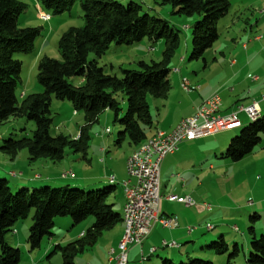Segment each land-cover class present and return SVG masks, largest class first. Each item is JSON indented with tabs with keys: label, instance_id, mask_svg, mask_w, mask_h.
Returning a JSON list of instances; mask_svg holds the SVG:
<instances>
[{
	"label": "trees",
	"instance_id": "trees-1",
	"mask_svg": "<svg viewBox=\"0 0 264 264\" xmlns=\"http://www.w3.org/2000/svg\"><path fill=\"white\" fill-rule=\"evenodd\" d=\"M158 1L171 6L175 15L197 17L192 32L193 59L202 58L219 40V22L231 9L230 0ZM39 2L55 16L69 12L79 4L84 26L72 27L63 34L58 45L61 60L44 57L40 61L37 80L42 92L28 96L20 103L17 89L21 82L22 62L15 55L31 54L41 29L19 27V18L26 10L24 3L0 0V125L12 117H21L35 126L31 137L6 140L1 150L16 156L27 149L32 161L40 158L61 161L66 148L86 155L89 140L86 129L98 122L105 111H112L123 128L117 144L125 138L133 145L143 144L154 126L148 96L165 99L171 91L169 62L179 44L178 32L166 20L144 13L142 7L133 2L128 5L118 0ZM162 39L167 47L163 61H141L136 70H123V78L107 74L99 66V59L112 45L131 47L144 40L155 44ZM72 78H79L82 83L73 85L70 82ZM119 92L128 99V109L121 119H118L121 109L116 99ZM53 99L70 102L76 113L84 114L86 126L77 139L51 134ZM263 135L264 115L244 126L232 138L223 157L233 163L242 161L260 146ZM115 191L116 186L112 185L102 191L86 192L67 187L21 189L14 193L6 180H0V264L20 263V250L13 248L6 236L18 222L27 220L32 212L34 223L28 238L31 250L41 248L44 238L53 236L57 218H71L74 225L93 218L92 226L79 239L66 246L57 245L53 252L61 253L62 264H76L78 254L93 248L104 231L123 222L122 214L116 212L113 204L108 202ZM256 220L259 217L253 214L250 217L248 264H264V235L257 236ZM214 247L217 254H224L228 250L223 237L219 243H214ZM239 252L240 246L235 244L232 256H237ZM193 262L210 264L200 260ZM164 263L174 264L171 260Z\"/></svg>",
	"mask_w": 264,
	"mask_h": 264
},
{
	"label": "rangeland",
	"instance_id": "rangeland-1",
	"mask_svg": "<svg viewBox=\"0 0 264 264\" xmlns=\"http://www.w3.org/2000/svg\"><path fill=\"white\" fill-rule=\"evenodd\" d=\"M19 1L26 5L25 12L19 18V27L41 29V35L35 42L34 51L31 54L15 55V58L22 62L21 82L17 89L18 100L22 103L28 96L42 92V87L37 80L40 61L44 57L61 60L58 50L61 37L72 27H83L84 18L79 4L69 12L55 16L47 11L39 0ZM118 1L123 5H128L131 2L140 5L144 13L166 20L178 32L179 44L169 62L171 70L169 79L173 82L174 76L177 75L175 72L177 69L179 72L182 71L181 77L184 76V79L188 80L194 88L204 81L214 85L223 79L224 74L221 73V68L215 62V59L223 60L219 55L220 52H225L228 56L232 47L240 48L249 43V39H253L256 35L264 39V15L262 14L264 0H230L231 9L228 15L219 22V40L199 59L192 58V32L197 21L196 16L175 15L171 6L164 5L158 0ZM47 14L51 16V19L43 21L42 16ZM166 49L164 39L155 44L144 40L131 47L112 45L110 50L99 59V66L104 68L107 74L123 78V70H136L141 61L147 63L163 61ZM90 58L94 59L93 56ZM206 77L208 79H205ZM70 82L73 85H78L80 79L72 78ZM263 97L261 96V99ZM116 99L120 103L121 112L118 119H121L128 109V99L122 92L116 94ZM156 100L152 96H148V104L153 114L155 113L154 102ZM51 110L53 119L51 134L77 139L82 128L86 126L84 114L76 113L70 102L56 99L52 101ZM240 120L243 126L238 129V134L244 126L250 124V120L245 117V114L240 115ZM107 129H110L111 133H106ZM122 129L119 121H116L115 114L112 111H105L99 116L98 122L86 129L89 135L86 155L81 151L75 152L71 148H66L65 157L61 161L43 158L32 161L27 149H23L16 156L8 155L1 150L6 140L31 137L35 130L34 123L26 118L12 117L0 125V180H6L14 193L21 189L67 187L86 192L102 191L112 186L109 182L110 175L124 176L126 174L124 160L129 153L131 143L125 138L120 142L121 146L117 144ZM102 148H105L108 153L101 154ZM216 160L222 165H228H223L224 173L222 175L226 177V180L218 178L215 184L216 189L210 191L215 200L210 202L213 210L217 211L221 207L229 210L242 208L243 211H221L223 215L221 222L220 218H211L205 222L202 225L204 232L198 235V240L194 242L193 247L189 246L187 250L186 248L181 251L168 249L155 254L148 261H143L140 257H137L136 261H132V254H129L130 264H165L164 261L172 257L174 264H196L193 262L195 260L210 264H248L247 258L251 249L249 228L252 226L250 217L254 214L253 209L250 210L248 206L252 205L249 204L250 202H255L253 196L250 198V194L252 195L255 189V182L261 184L264 182V135L262 143L255 152L242 161L233 163L224 160L225 163H223L218 158ZM67 173L70 175L66 177ZM122 194L123 188L121 184H117L116 191L108 200L110 204H113L114 210L120 214H123ZM262 195L264 198V187ZM244 210L252 212L246 220ZM33 216L34 212L27 220L18 222L6 236L8 243L13 248L20 250L19 264H62L61 253L59 251L53 253L55 247L57 245L66 246L76 241L80 234L87 231L94 222L93 218H89L74 225L71 218H57L52 231L53 236L45 237L41 248L31 250L28 238L34 223ZM208 225L213 226L214 229L208 231ZM238 226L240 227L239 231L236 230ZM254 226L257 236L264 235V216L262 219L256 220ZM123 227L125 231V226L121 222L113 229L104 231L93 248H87L76 256L75 263H104L107 258L109 259L108 253L112 242L117 240ZM201 227L200 229H202ZM221 237L228 245V250L224 254H217L214 243H219ZM235 244L240 246V252L237 256H232ZM185 247H188V244H185ZM132 248L136 247H131V250ZM171 251L173 253H170Z\"/></svg>",
	"mask_w": 264,
	"mask_h": 264
},
{
	"label": "crops",
	"instance_id": "crops-1",
	"mask_svg": "<svg viewBox=\"0 0 264 264\" xmlns=\"http://www.w3.org/2000/svg\"><path fill=\"white\" fill-rule=\"evenodd\" d=\"M262 14L264 15V11H262ZM263 42V37L256 35L253 39H249V43L244 44L242 47H232L228 55L229 57L225 52H220L219 55L223 60L215 59V62L221 68V73L224 75L222 77L223 79L221 78L222 80H219L220 82L217 81L214 85H210L204 81L202 82L204 84L201 83V85L195 88L193 87L194 89L191 92H185L182 89V83L185 80L184 76L181 77L182 71L179 72L176 69L175 72L177 75L174 76L173 82L169 79L171 91L168 97L165 99H157L154 102L155 113L153 114L151 112L154 126L148 133V139L154 137L159 131L164 133L172 132L183 119L193 116L197 108L213 95L220 96L222 101L221 114L223 115L232 113L240 105L248 106L253 102L260 104L262 115H264V97L261 99V96H264ZM205 79H208V77ZM81 83L82 81L78 85ZM245 117L247 118V116ZM235 134H238V129L228 130L227 132H222L208 138L184 142L179 146L175 154L168 155L164 158L161 165L162 199L160 201V217H176L179 228L167 229L160 224H156L151 235L144 243L135 249L132 248L130 251L132 261H136L138 259L137 257L142 258L143 261H148L150 257L162 251L165 252L168 249H178L181 251L186 248L187 250L189 246L193 247L194 242L198 240V235L204 232L202 225L205 222L211 218H220L219 221H222L223 215L221 211L229 209L220 207L217 211H214L210 202L215 200L210 194V191L216 189L215 184L218 178L220 180H226V177L222 175L224 173L223 165L228 164L222 165L216 159H220L221 162L224 160L228 161V159L223 157L224 152ZM131 145L129 153L124 160L126 174L124 176L120 174L114 176L116 178L115 186L117 184H121L122 186L129 179L127 161L133 153L140 149L142 144L139 146ZM106 152L108 153L105 148L101 149V154ZM263 187L264 182L262 184L257 181L255 182V189L252 195L250 194V198L253 196L255 202H250L249 204L252 205L248 206L250 210L253 209L254 214L259 217V220L264 216ZM171 196L178 198L190 197L194 200L195 205L186 206L177 201H170L169 197ZM121 200L123 210L125 204L124 192L121 195ZM208 205L211 206L210 210L207 208ZM239 210L243 211L242 208L229 211ZM251 213L247 211L246 215L243 214L245 220ZM239 228V226L236 227V230L239 231ZM123 232L124 227L118 234L117 240L112 242L110 250H117ZM82 234H80L78 239ZM163 242L175 243L177 246L163 248ZM185 244H188V247H185ZM153 248H156L157 252L151 254ZM134 253L136 254L133 255ZM170 253L173 252L171 251ZM130 255L129 264L131 261ZM167 260L173 262V257ZM102 264H114V262L109 255V259L107 258Z\"/></svg>",
	"mask_w": 264,
	"mask_h": 264
},
{
	"label": "built area",
	"instance_id": "built-area-1",
	"mask_svg": "<svg viewBox=\"0 0 264 264\" xmlns=\"http://www.w3.org/2000/svg\"><path fill=\"white\" fill-rule=\"evenodd\" d=\"M47 21L50 15L42 16ZM185 92H191L194 88L188 80L182 83ZM264 101V98H263ZM222 101L219 95H213L207 99L195 114L183 119L170 133L160 132V137L153 143H149L147 149L138 155L135 160L127 161V172L129 179L122 184L125 204L123 211L128 221V230L125 237L121 239L117 250L111 249L109 255L114 264H129L131 247L141 246L151 235L156 224L167 229H178L179 223L176 217H160L161 195V165L165 157L175 154L179 146L184 142H191L202 138L218 135L222 132L238 129L242 126L240 115L251 117L261 113L258 102L251 105H240L230 114H221ZM106 133H110L107 130ZM66 174L65 176H69ZM109 182H116L111 176ZM170 201H177L186 206L195 205L190 197H169ZM210 210L211 206H207ZM208 231L214 229L207 226ZM163 248H173L177 245L163 242ZM157 252L156 248L151 254ZM143 255V254H141Z\"/></svg>",
	"mask_w": 264,
	"mask_h": 264
},
{
	"label": "bare ground",
	"instance_id": "bare-ground-1",
	"mask_svg": "<svg viewBox=\"0 0 264 264\" xmlns=\"http://www.w3.org/2000/svg\"><path fill=\"white\" fill-rule=\"evenodd\" d=\"M42 20H43V21H47L46 18H44V17H42ZM261 117H262V112H261V113H258L257 115H255V116H253V117H251L250 122H255V121H257L258 119H260ZM242 126H243V125H242ZM242 126H240L239 128H241ZM239 128H238V129H239ZM107 130H110V129H107ZM110 133H111V131H110ZM159 137H160V131L157 132L156 135H155L154 137H152V138H150V139H147V140L141 145L140 149H139L138 151H136L135 153H133V154L129 157L128 161H130V160H135V158H136L138 155L142 154L143 151H145V150L147 149L149 143H153V142H155ZM110 184L115 185L116 182H110ZM122 217H123V224H124V226H125V231H124V234H123V236H122V238H123V237L126 236V234H127V230H128V221H126V216H125L124 211H123ZM82 235H83V234H82ZM122 238H121V239H122ZM120 241H121V240H120Z\"/></svg>",
	"mask_w": 264,
	"mask_h": 264
}]
</instances>
